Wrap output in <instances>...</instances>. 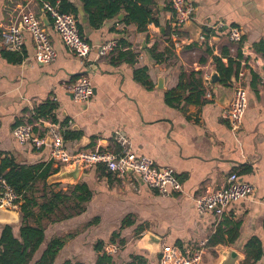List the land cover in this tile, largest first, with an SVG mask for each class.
Here are the masks:
<instances>
[{
    "label": "crops",
    "instance_id": "0c3cea01",
    "mask_svg": "<svg viewBox=\"0 0 264 264\" xmlns=\"http://www.w3.org/2000/svg\"><path fill=\"white\" fill-rule=\"evenodd\" d=\"M68 1L92 46L87 60L61 43L50 20L47 32L58 52L53 63L40 65L32 59L34 46L26 32L22 53L0 46V162L8 158L26 167L51 163L49 146H21L12 130L31 122L39 106L53 103L50 120L72 123L65 131L70 152L125 149L135 157L151 158L158 168L174 169L182 192L162 196L136 174L120 178L104 164L82 170L77 179L73 166L53 165L52 170L59 171L50 175L48 185L69 192L84 182L92 198L81 214L46 225L45 242L35 260L52 239L62 238L65 246L54 264H96L102 253L97 247L105 249L113 245L111 240L120 247L113 257L117 264L134 255L159 264V251L165 247L186 255L202 248L200 264L222 263L221 253L228 249L240 256L237 264H264V0H187L193 20L178 38L167 0H153L155 5L148 6L146 0ZM26 2L33 0H0V38L12 12ZM32 7L42 17L40 3L34 1ZM136 7L151 9L145 26L132 18ZM97 15L103 20L92 26L90 18ZM230 28L241 30L242 39L235 45L229 40ZM112 41L118 43L117 50L100 57V47ZM227 50L234 58L243 51L241 69L248 70V106L240 130H233L226 118L233 85L223 84L215 64V59L227 63ZM214 73L221 79L216 84L211 83ZM82 77L93 85V95L84 104L68 91ZM233 172L255 186L254 197L233 203L222 217L199 214L195 199L223 187ZM43 183L35 182L38 197ZM21 204L0 219V227L11 225L16 235L22 226ZM127 219L133 224L125 227ZM219 230L226 241L208 247ZM122 239L124 246L119 244Z\"/></svg>",
    "mask_w": 264,
    "mask_h": 264
},
{
    "label": "built area",
    "instance_id": "2783aa9c",
    "mask_svg": "<svg viewBox=\"0 0 264 264\" xmlns=\"http://www.w3.org/2000/svg\"><path fill=\"white\" fill-rule=\"evenodd\" d=\"M34 1L40 3L43 15H46L51 21L53 31L58 35L61 43L80 60H87L92 46L80 34L79 19L74 14L63 13L58 3L54 4L44 0ZM167 1L174 13L173 34L175 38H178L181 29L193 20L194 9L187 3V0ZM33 2H26L15 8L10 23L2 27L0 46L8 52L22 53L25 45L24 33L26 32L30 35L34 46L32 59L40 65L51 64L57 59L58 52L52 44L42 17L32 7ZM220 26L222 25L220 24ZM228 35L233 45L242 39L239 28H230ZM118 47L117 42L106 43L100 47L99 56H108ZM247 71L245 67L240 69L238 78H235L233 82L230 104L226 108V118L233 130L241 129L248 106L245 90ZM261 80L264 81L263 75ZM68 91L75 102L88 103L93 95L92 81L88 77H82L70 86ZM71 125L70 121L65 125H60L50 119H39L15 126L12 134L21 146L29 143H33L37 149L45 145L49 146L51 149L50 161L60 168L78 164L82 170H87L95 165L104 164L108 172L120 178H124L128 174H136L142 183L162 196L182 192V184L174 169L171 167L158 168L151 158L135 157L125 149H121L119 152L94 149L70 152L66 147L64 132ZM36 128L44 134L36 132ZM48 139H50L49 143H47ZM255 193L256 188L253 184L242 181L239 175L233 172L227 177L223 187L213 189L195 199L196 210L201 215L214 213L216 216L222 217L233 203L252 198ZM19 201L20 196L8 184L4 176L0 175V208L13 210ZM119 250L120 247L116 244L109 245L104 249L111 257L117 255ZM203 253L202 248L195 249L191 254L186 255L178 248L165 247L162 248L159 264H200L203 261Z\"/></svg>",
    "mask_w": 264,
    "mask_h": 264
},
{
    "label": "trees",
    "instance_id": "16d2710c",
    "mask_svg": "<svg viewBox=\"0 0 264 264\" xmlns=\"http://www.w3.org/2000/svg\"><path fill=\"white\" fill-rule=\"evenodd\" d=\"M50 1L54 4L57 2ZM148 4H153V0H146ZM63 13L74 14L77 18L78 12L68 0H61L58 3ZM132 18L146 25L151 21V9L135 8ZM102 19V16H93L90 18L92 26H96ZM156 22V21H154ZM81 36L84 38L81 24H79ZM128 55V53H127ZM227 63H223L221 59H215L218 72L222 77L223 84L230 85L232 78H238L241 63L243 59V51L239 50L236 58L230 57V51L225 52ZM165 58V54L161 55V59ZM22 60V59H20ZM143 72H138V75ZM56 106L53 103H47L39 106L35 111V117L31 121L39 119H51L54 117ZM55 120V119H54ZM56 122V121H53ZM36 131V130H35ZM69 138V132H64V139ZM53 163L41 164L35 167L19 166L11 159L5 158L0 162V175H3L8 184L20 196V211L22 215V226L19 235L14 233L11 225L0 227V264H54L57 256L65 246V240L62 238H54L50 241L40 258L35 260L37 252L45 242V230L48 223H55L61 220H68L73 216L81 214L85 205L92 198V191L87 183L81 182L72 187L69 192L56 191V186L48 185L47 179L52 173H57L59 169L52 170ZM42 180L44 182L43 193L40 197L36 194L35 182ZM73 214V215H72ZM133 222L127 219L124 226H131ZM118 237V235H117ZM235 236L229 237V242H234ZM226 241L224 233L219 230L218 233L209 241L208 247H216ZM116 241L111 240L114 244ZM119 244L124 246L125 240H120ZM102 253L98 257L96 264H117L113 257L109 256L103 249V246L97 247ZM147 259L140 255L131 257V261L124 264H147ZM64 264H83L80 262L67 261Z\"/></svg>",
    "mask_w": 264,
    "mask_h": 264
},
{
    "label": "water",
    "instance_id": "95a60500",
    "mask_svg": "<svg viewBox=\"0 0 264 264\" xmlns=\"http://www.w3.org/2000/svg\"><path fill=\"white\" fill-rule=\"evenodd\" d=\"M42 19H43L45 25L48 26L50 21L47 18V16L46 15H42ZM191 23L192 22H189L185 26H187L188 24H191ZM260 69L262 71V75L264 76V71H263L264 70V65L260 66ZM220 80L221 79H220L218 73H214L212 75L211 83L212 84H216V83L220 82ZM229 104H230V102H229ZM229 104H228V106H229ZM47 141L50 142V139H48ZM72 168L74 169V171L71 172V173H73V178L77 179V176H78L79 172L82 171V168L78 164L74 165ZM67 175H69V173ZM10 211H12V210H8V209H6L4 207H1L0 208V219H4L3 217L5 215H9ZM161 251H162V249L159 251L160 254H161ZM221 255L224 257V259H223L222 263H220V264H237L238 260L240 259V256L238 255V253L235 252L234 250H231V249H228L227 251L222 252Z\"/></svg>",
    "mask_w": 264,
    "mask_h": 264
}]
</instances>
